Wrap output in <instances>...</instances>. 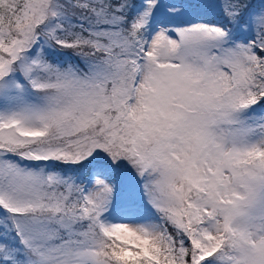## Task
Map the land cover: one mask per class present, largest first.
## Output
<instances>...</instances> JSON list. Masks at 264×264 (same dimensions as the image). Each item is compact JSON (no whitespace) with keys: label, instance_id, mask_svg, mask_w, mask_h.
<instances>
[{"label":"snow or ice","instance_id":"1","mask_svg":"<svg viewBox=\"0 0 264 264\" xmlns=\"http://www.w3.org/2000/svg\"><path fill=\"white\" fill-rule=\"evenodd\" d=\"M0 264H264V0H0Z\"/></svg>","mask_w":264,"mask_h":264}]
</instances>
